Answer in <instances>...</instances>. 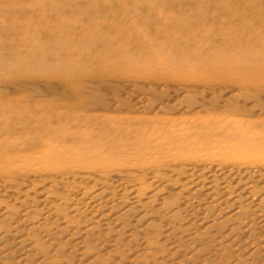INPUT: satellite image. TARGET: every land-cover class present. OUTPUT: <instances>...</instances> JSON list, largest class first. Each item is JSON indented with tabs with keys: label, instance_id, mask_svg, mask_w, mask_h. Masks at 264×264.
Returning <instances> with one entry per match:
<instances>
[{
	"label": "rangeland",
	"instance_id": "1",
	"mask_svg": "<svg viewBox=\"0 0 264 264\" xmlns=\"http://www.w3.org/2000/svg\"><path fill=\"white\" fill-rule=\"evenodd\" d=\"M0 44V264H264V0H0Z\"/></svg>",
	"mask_w": 264,
	"mask_h": 264
},
{
	"label": "bare ground",
	"instance_id": "2",
	"mask_svg": "<svg viewBox=\"0 0 264 264\" xmlns=\"http://www.w3.org/2000/svg\"><path fill=\"white\" fill-rule=\"evenodd\" d=\"M261 3V2H260ZM227 12V11H226ZM65 13H66V11H65ZM211 27V26H210ZM36 41H38V40H36ZM183 42V41H182ZM1 45V44H0ZM1 48V47H0ZM211 48V47H210ZM11 52H10V54H12L13 52H12V50H10ZM12 57H13V55H12ZM11 57V58H12ZM34 59V58H33ZM38 60V59H37ZM33 64V63H32Z\"/></svg>",
	"mask_w": 264,
	"mask_h": 264
}]
</instances>
